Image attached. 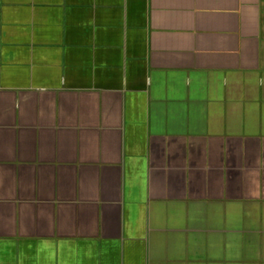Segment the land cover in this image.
Listing matches in <instances>:
<instances>
[{"label":"crops","instance_id":"0c3cea01","mask_svg":"<svg viewBox=\"0 0 264 264\" xmlns=\"http://www.w3.org/2000/svg\"><path fill=\"white\" fill-rule=\"evenodd\" d=\"M0 264H264V0H0Z\"/></svg>","mask_w":264,"mask_h":264}]
</instances>
